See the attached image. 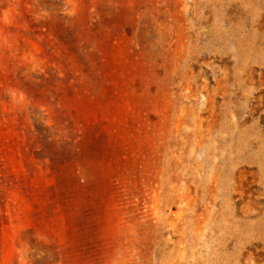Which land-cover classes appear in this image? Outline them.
<instances>
[{"label":"rangeland","instance_id":"rangeland-1","mask_svg":"<svg viewBox=\"0 0 264 264\" xmlns=\"http://www.w3.org/2000/svg\"><path fill=\"white\" fill-rule=\"evenodd\" d=\"M0 264H264V0H0Z\"/></svg>","mask_w":264,"mask_h":264}]
</instances>
